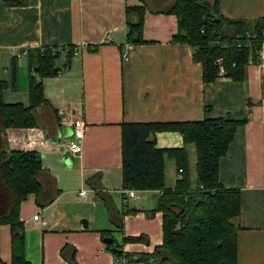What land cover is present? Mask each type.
<instances>
[{"label": "crops", "instance_id": "crops-1", "mask_svg": "<svg viewBox=\"0 0 264 264\" xmlns=\"http://www.w3.org/2000/svg\"><path fill=\"white\" fill-rule=\"evenodd\" d=\"M173 2L27 0L22 6H6L0 0V79L10 80L13 56L22 50L75 46L69 64L56 76L42 79L50 104L38 107L44 115V126L6 130L9 148L37 151L42 166L54 176L60 189L44 207L37 204L33 193L20 204L25 256L31 264H69L60 254L66 244L75 247L76 264H116L100 232L114 226L97 191L108 193L120 211L137 209L123 215L118 240L124 235H145L148 241L123 243V251L152 252L162 242V215L157 211L148 217L146 213L155 209L153 203L160 191H138L143 195L132 198L119 194L123 188L121 124L219 116L245 119L219 162L220 181L241 193L238 264H264V59L248 64L242 81L221 77L205 83L191 45L172 42L177 17L165 10ZM134 5L145 6L144 43L126 40V7ZM219 9L226 18L249 21L264 17V0H219ZM262 51L264 54V43ZM123 54L127 59L122 58ZM15 61V89L3 90L2 99L27 104L31 72L26 53ZM50 108L58 116H51ZM65 115L84 125L82 151L67 152L68 165L62 162L58 145L75 139L72 126L61 121ZM155 140L162 148L185 145L191 170L193 143L185 144L175 131L157 132ZM166 158L175 165L174 160ZM166 158L165 172L171 183L173 171ZM175 175L176 181V170ZM87 178L91 181L86 182ZM92 184L100 186L95 189ZM80 190L86 191L84 197L78 195ZM116 197L120 199L118 204ZM10 237L9 225H0V257L6 264L11 261Z\"/></svg>", "mask_w": 264, "mask_h": 264}, {"label": "trees", "instance_id": "trees-1", "mask_svg": "<svg viewBox=\"0 0 264 264\" xmlns=\"http://www.w3.org/2000/svg\"><path fill=\"white\" fill-rule=\"evenodd\" d=\"M27 0H3L6 6H22ZM177 17V32L172 42L193 48L194 60L201 63L205 83L225 77L233 81L245 78L251 59L259 63L258 52L264 42V17L253 20L229 19L219 9V0H174L165 10ZM144 5L126 7V40L144 43L142 37ZM94 50L95 47H88ZM75 46H44L26 49L30 80L28 103H6L5 89H15L16 56L12 59V76L0 79V225L10 227V264H31L25 256V225L19 219L20 204L30 193L44 207L60 193L55 178L43 166L35 150L9 148L6 130L44 126L39 106L50 105L44 95L42 79L59 74L69 64ZM220 60V62H218ZM51 116H58L50 108ZM245 119L205 117L195 121L123 122L121 124L122 187L136 191L158 190L155 212L162 215V242L150 253H129L122 249L126 242H147L145 235L123 236L118 243H105L117 262L141 264H238L237 223L241 210V193L226 187L219 179L220 158L226 154L237 128ZM160 131L178 132L185 144L195 146L197 185L192 186L186 146H156ZM175 161L178 177L174 186L165 185V158ZM181 170V172H179ZM91 179L87 178L86 182ZM100 186V184H99ZM92 184L93 188H97ZM104 200L114 229L102 230V238L122 231L123 215L135 208L119 210L108 193L97 191ZM113 248H118L116 251ZM61 256L76 264V249L70 244L60 249ZM0 264H6L0 257Z\"/></svg>", "mask_w": 264, "mask_h": 264}, {"label": "built area", "instance_id": "built-area-1", "mask_svg": "<svg viewBox=\"0 0 264 264\" xmlns=\"http://www.w3.org/2000/svg\"><path fill=\"white\" fill-rule=\"evenodd\" d=\"M264 34V31H263ZM107 40H109V36L107 37ZM264 43V42H263ZM26 53V50H22L20 53H17L15 56L19 57L23 54ZM258 57H259V63L264 59V54L262 51V47L258 52ZM123 59H127V55L123 54L122 55ZM218 62H220V60H218ZM249 64H253L252 60H249ZM258 64V63H257ZM63 119H61V121L63 123L69 124L70 126H72L73 129V136H74V140L70 139V140H65L63 142H60L58 145H62L65 149L66 152H70L72 154H78L82 151V137H83V122L78 120V119H73L72 117H69L68 115H65L64 117H62ZM179 172H181V170H179ZM120 195L126 197V198H132L134 196H136V190L133 189H125L122 188L120 191H118ZM86 191L85 190H80L78 192V195L80 197H84L85 196ZM118 261V260H116Z\"/></svg>", "mask_w": 264, "mask_h": 264}, {"label": "rangeland", "instance_id": "rangeland-1", "mask_svg": "<svg viewBox=\"0 0 264 264\" xmlns=\"http://www.w3.org/2000/svg\"><path fill=\"white\" fill-rule=\"evenodd\" d=\"M65 141V140H64ZM63 142V141H62ZM167 159V158H166ZM167 161H170L171 162V167H172V171H173V175H172V181H171V183H168V180H167V177H169V176H167L166 177V172H165V185H166V187H168V188H170V187H172V186H174V184H175V170H176V172H177V167H176V165H174L173 164V161H171V160H166V162ZM195 162H196V155H195V153H194V156H193V163H191V170H190V180H191V184H192V186H196L197 185V177H196V170H195ZM174 165V166H173ZM136 195H143V194H139V192L138 191H136ZM156 198H157V196H156ZM116 201H117V204L119 203V201H120V199L118 198V197H116ZM130 199H129V201L127 202L128 204H130ZM157 202H158V199H157V201H155L154 203H153V208H155L156 206H157ZM101 211H103V213H104V207L101 205ZM113 227V226H112ZM120 235H119V232H117V231H115V232H113V236H112V238H114L118 243H120L121 241L120 240H118V237H119ZM119 262H120V260H119ZM122 264H130V263H127V262H122Z\"/></svg>", "mask_w": 264, "mask_h": 264}, {"label": "water", "instance_id": "water-1", "mask_svg": "<svg viewBox=\"0 0 264 264\" xmlns=\"http://www.w3.org/2000/svg\"><path fill=\"white\" fill-rule=\"evenodd\" d=\"M60 151L63 153V156L61 158L62 162H64L66 165H68L70 158H69L68 153L65 151V149L62 145H60ZM82 223H83L84 227H87L86 220H83ZM102 240L104 243L110 244V243H112L113 238L110 236H107V237H104ZM113 249H115L118 252L120 251V249H118V248H113Z\"/></svg>", "mask_w": 264, "mask_h": 264}]
</instances>
